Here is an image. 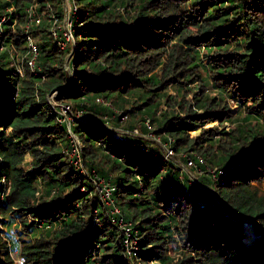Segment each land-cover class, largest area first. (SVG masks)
Wrapping results in <instances>:
<instances>
[{"label":"trees","instance_id":"obj_1","mask_svg":"<svg viewBox=\"0 0 264 264\" xmlns=\"http://www.w3.org/2000/svg\"><path fill=\"white\" fill-rule=\"evenodd\" d=\"M71 2L76 45L70 83L64 54L72 47L58 43L64 40L57 28L66 17L62 0H0V15L11 9L4 12L8 19L0 33V225L17 218L23 229L12 239L14 233L2 236L0 227V264H19L12 255L17 246L22 264H133L95 182L65 151L72 149L70 132L47 100L55 86L74 109L88 114L74 120L72 130L83 142L85 166L110 179L117 206L138 230L135 257L141 264H191L192 254L177 261L169 253L174 231L199 264H264V189L257 185L264 186V0ZM47 5L53 7L49 17L42 12ZM28 35L38 45L37 71L28 64ZM12 43L23 47L22 53L11 56ZM200 45L211 55L209 64ZM201 65L209 79L197 73ZM194 76L199 88L213 82L218 94L202 93L193 108L185 97L177 100L187 91L183 86L177 85L174 95L161 90ZM162 96L168 107L158 116L154 106ZM231 98L249 124L224 130L235 120ZM131 99L136 105L128 109ZM122 113L125 120L130 116L127 128L153 131L186 162V156L192 158L190 169L218 166L225 172L216 169L215 178L207 169L202 185L190 180L147 139L116 134L106 125L118 126ZM216 120L223 126H204ZM198 124L200 132L190 136ZM246 221L256 224L259 238L252 243L244 240Z\"/></svg>","mask_w":264,"mask_h":264},{"label":"rangeland","instance_id":"obj_2","mask_svg":"<svg viewBox=\"0 0 264 264\" xmlns=\"http://www.w3.org/2000/svg\"><path fill=\"white\" fill-rule=\"evenodd\" d=\"M62 5H63V8L65 10V16L66 17H65V19L63 21H61V20L59 21L60 23L58 24L57 28L59 30H62L63 36H64V40L61 39V43H60V41H58V43L60 44L62 49L65 48L66 45H70V44H71V47H72V49L70 51H66L65 54H64V56H65V68L67 70V74H68V77H69V82L71 83L74 80V74L72 73V69L70 68V59H71V57H72V55L74 53L76 42H75V37H74V40H73V36H74L73 30H74V28L72 27L73 22L70 20V12H71L72 9L75 8V6H73L71 0H62ZM36 6H38V5L34 4L35 8H36ZM50 8H53L52 5H49V6L47 5L42 10V12L46 13V15L48 17L52 15V12L50 11L51 10ZM6 10L9 11L11 9L9 8V9H6ZM6 10L1 12V15H0V19L3 18V17L5 18L4 22H6V20L8 19V16L4 13V12H7ZM191 10L195 11V9H191ZM51 28L53 30V35L56 37V31H55L54 26L51 27ZM191 29L194 30L195 26L191 25ZM71 31H72L73 36H69L68 37V34H70ZM40 36H42V35H40ZM11 46H13V47H11ZM21 46H24V45L22 44ZM19 47L14 45V43L8 45V49L9 50H14L15 52H18V53L21 52L22 53V50H23L22 48L23 47L22 48H19ZM199 49H201V52H202L201 55L203 57V62L205 64H209V62L211 61V55L206 53V48L204 46L200 45ZM18 62H20L19 59L16 60L17 70H18V66H19ZM39 69H40L39 67L35 68L36 71L39 70ZM199 69L201 71H198L197 73L203 74L206 79H209V75L207 74L206 68L203 67V65H201L199 67ZM159 72L162 73L161 70ZM198 82H199V76H194L193 79L188 81V82H183V83L180 84V82L178 81V82H175L174 84L169 85L167 87H162L161 90L166 92V93H168V94H173L174 95L177 92L176 86L177 85L183 86V88L187 89V91L186 92L181 91L178 94V96H177V100H181L183 97H185L186 100H190V102H192V104H193L192 107L195 108V104H197V102H198L196 98L199 97L202 93H210L212 95L218 94L217 93L218 90L213 86L214 83L212 81H211L212 83L210 85H207V83H206V86H204V90H202L201 86H200V88L198 87ZM161 90H159V92ZM165 98H166V96L156 97L157 102H156V106H154V110L156 109L155 111H157L158 116L160 114L159 112H160L161 108L165 109V106L168 107V105H167V103L165 101ZM47 100L50 103L52 109H53V104H55V105L58 104L60 106L61 105H66V104H70V105L72 104L71 102L66 100V98L64 96L61 95V88L57 87V86L53 87L47 93ZM229 104L232 107V110L234 111L235 120L234 121H227L225 123L226 125H225L224 130H230L232 127L236 128L238 125H240L242 127V126H245V125L249 124V123L244 122V120L242 119V117L245 115V111H244V109L240 108V103H238L236 100L231 98V99H229ZM108 105H110V104L108 103ZM135 105H136V102H134V99H131L130 101H128L126 107L128 109H132V108H135L134 107ZM171 109L176 110L177 114L180 112V107L178 106V103L176 101H172V108ZM115 111L117 113L121 112L120 110H117V109H115ZM202 111H203V109H201V108L198 110L199 113H201ZM83 112H85V111L83 110ZM84 115L85 114H83V113H75V112L73 113V115L69 114V116L71 118L74 117L75 120L81 119L82 117H84ZM126 117H127V114L126 113H122V115L120 117V121L121 122L119 121V123H117L118 126H114L110 121L109 122L107 121L106 125H108L110 128H112L115 131L116 134L120 133V134H124V135H130V136H133V137H139V136L143 137L144 139H147L149 145L155 146L156 149H159V151L164 152L162 139L157 134L155 135L154 132L151 131V129H150L151 132H149V131L148 132H144V131H142V129H140L139 126L134 128L133 130L130 129V128H127L126 127V124H127L126 121L129 119L130 116H128V118L125 120ZM241 120H243V121H241ZM146 122L147 121H145V123ZM256 123H257V120L256 119H252V124L251 125L255 126ZM214 125L218 126V127L223 126V125H221V122L218 121V120H216V121H208V122H206V124L204 126L205 127H211V126H214ZM200 128H201V124H198V125L194 126L190 130V136H195L196 134H198L200 132ZM122 130H123V132H122ZM134 132L136 134H134ZM69 137H70V141H71V139H73V136H72V138H71V136H69ZM75 138L77 139V137H75ZM80 141H81V139H80ZM169 145H170V143H169ZM64 146L65 145H63V147ZM71 146H72V144H71ZM82 147H83V142H82ZM141 149H143V148H141ZM70 150H71L70 148L68 149L67 147H65V151L68 152ZM184 152L185 151H183L182 153H184ZM31 159H32V155L29 154L27 156L26 160L28 161V160H31ZM171 161L176 166L180 167L181 171L183 170V175H184V173L188 174L186 176H188V178H190V180H192V181L196 180L198 183L200 182L199 184H201V185L203 184L202 182H204V184H205L206 180L205 179L203 180L202 176L204 177L205 174H207V169L210 172V174L211 173L214 174V171H216V169L219 168L218 166H210V167H206L205 171L203 169L196 170V169L187 168L185 166V159H184L183 155H180L179 152H176L172 156ZM86 167H88V166L86 165ZM2 181L3 182H7L4 178H2ZM257 185L260 186L262 189H264V186L262 185V183L261 184L257 183ZM210 186H212V187H209V189L214 194V196H216L219 200H222V198L219 196L218 190H216V188H215V185L211 184ZM3 192H5V190ZM97 192H98V190H97ZM227 210L230 212L229 214H233L234 213V212L231 211L232 209L228 208ZM108 215H109V218L111 219L112 222H114L116 225H118L120 229L122 228V231H123V226H122V224L119 221V219L121 217H123L124 220H126L127 222H131V224H132V221L130 219H127L122 213L119 214L120 216H118V218H117V215H114V214L112 215V213H109V211H108ZM183 225H184V223L182 224V226ZM0 227H1L2 236H4V235L7 236V231H9L11 234L14 233L15 234V238H18V235L21 237V235L23 233V229L21 228V224L19 223L17 218L15 219V221L13 223H11V225H8V227H6V225L3 226L2 224L0 225ZM132 227L134 228L133 224H132ZM242 227H243V233H244L243 234L244 235V240L246 241V243H252L257 238H259V236L257 235V231H256V224H255L254 221L243 222L242 223ZM134 233L137 234V236H138V230L137 229L134 230ZM248 233H250V236H251V237H249V240L246 239L248 237ZM254 234H255V238H254ZM26 235H25V237L30 240L31 239V235H29V234H26ZM174 235L176 237V240H172V241H170L168 243V246H169L168 250H169V253L174 256L175 260L180 261L183 258H187L186 254H192L193 255V259L192 260H187V262L191 263V264H199L200 263L199 259H195L197 255L195 253H193L192 251H188V249L183 245L184 241L179 237V233H177V231H174ZM137 251H138V249H137ZM20 253H21L20 251L12 250V255H13L14 259H16L17 263L22 264V261H24V259L22 258V254L20 255ZM136 255L127 256V257L129 258L131 263H133V264H141L140 258L136 259V257H135ZM155 263H156V261H153V264H155Z\"/></svg>","mask_w":264,"mask_h":264},{"label":"built area","instance_id":"obj_3","mask_svg":"<svg viewBox=\"0 0 264 264\" xmlns=\"http://www.w3.org/2000/svg\"><path fill=\"white\" fill-rule=\"evenodd\" d=\"M28 11L30 12V16L32 19H36V21H40L41 20V16L39 14L36 13V10L34 9V7H30L28 9ZM4 17L0 19V33L3 31V23H4ZM56 31V37L58 36V29L55 28ZM69 36H73L72 31L70 32V34H68ZM28 45H27V51H26V55H27V59H28V64L31 66V68L33 70H35L36 68V60L38 57V45L35 42L34 38L30 35H28ZM73 40H74V36H73ZM61 43V40H60ZM62 45V44H61ZM13 47V46H11ZM11 55L14 56L16 54H19L18 52H15L14 50H9ZM18 71L22 74L23 73V65L19 64L18 66ZM52 112H56V116L59 122H64L67 125V128L70 132V136L73 139H71L72 141V149L70 151H68L69 154V158L70 161L77 166L76 168H78L82 173H84L86 176H88L90 179H92L95 184H96V188L99 192V195L101 197V200L110 207L109 209V213H112V215H117L120 216L119 214L121 213L120 208L117 206L115 199L113 197V190H114V186L112 184V182L110 181V179H106L105 177H101L98 175L97 171L95 169L93 170H89L84 163V159H83V154H82V142L80 141L79 137L73 132L72 130V123L75 120L74 117L71 118L69 116V114L75 113H83L85 114L84 117H82L83 119H86L88 117V115L83 112V110L80 109H74L72 107V105L70 104H66V105H55L53 104V109L51 110ZM147 125L149 128H152V124L150 123L149 120H147ZM135 131V130H134ZM134 134H136L134 132ZM77 137V139L75 138ZM170 143V145H169ZM145 148V147H143ZM163 149H164V156L166 159L171 160L172 156L175 154L174 148L171 145V142H165L163 143ZM187 157V162H185V166L187 168H190V166L192 164H194L193 159L190 158L189 156ZM200 162H204V159L202 157L199 158ZM219 173H223L225 172V170L222 169H218ZM217 173L216 171H214V176L217 177ZM118 221V220H117ZM120 223L123 226V231H122V236H123V244L125 247V254L127 256H132V255H136L137 254V249H138V236L137 234L134 233V228L132 227L131 222H127L126 220H124L123 217H121L119 219ZM122 229V228H121Z\"/></svg>","mask_w":264,"mask_h":264},{"label":"clouds","instance_id":"obj_4","mask_svg":"<svg viewBox=\"0 0 264 264\" xmlns=\"http://www.w3.org/2000/svg\"><path fill=\"white\" fill-rule=\"evenodd\" d=\"M12 239H15V236H14V234H12ZM16 251H20V248H19V246H17V249H16Z\"/></svg>","mask_w":264,"mask_h":264},{"label":"bare ground","instance_id":"obj_5","mask_svg":"<svg viewBox=\"0 0 264 264\" xmlns=\"http://www.w3.org/2000/svg\"><path fill=\"white\" fill-rule=\"evenodd\" d=\"M57 106H58V104H57ZM152 124V123H151ZM122 132H123V130H122ZM126 134V133H125ZM128 134V133H127ZM143 136V135H142ZM186 162V161H185ZM182 167V166H181ZM192 175V174H191ZM200 183V182H199ZM108 206V205H107Z\"/></svg>","mask_w":264,"mask_h":264}]
</instances>
